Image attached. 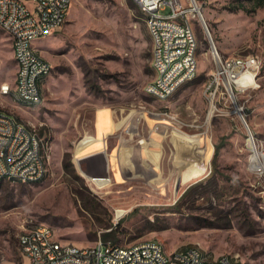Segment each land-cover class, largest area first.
<instances>
[{"label":"rangeland","instance_id":"1","mask_svg":"<svg viewBox=\"0 0 264 264\" xmlns=\"http://www.w3.org/2000/svg\"><path fill=\"white\" fill-rule=\"evenodd\" d=\"M197 1L207 27L196 12L190 16L197 73L164 101L145 92L155 71L137 0H71L62 28L35 43L52 66L44 101L24 108L0 97V108L36 126L48 145V165L39 180L0 182V264H30L17 237L35 224L50 225L78 246L91 247L114 227L122 245L154 239L166 251L197 246L264 264V0ZM238 4L244 9H232ZM1 28L0 83L15 73L12 40ZM211 45L224 56L261 60L256 86L235 102L220 99L216 108L204 94ZM99 108L119 117L142 114L141 135L130 145L135 151L120 150L121 169L91 160L95 168L79 170L74 148L94 136Z\"/></svg>","mask_w":264,"mask_h":264},{"label":"built area","instance_id":"2","mask_svg":"<svg viewBox=\"0 0 264 264\" xmlns=\"http://www.w3.org/2000/svg\"><path fill=\"white\" fill-rule=\"evenodd\" d=\"M137 1L144 8L152 50L164 47V63L158 64L163 65V79L154 82V88H147L146 84L145 92H154L156 100L164 101L196 76L198 58L194 48L197 42L184 46V38L186 32H195L190 16L196 12L202 19L201 5L197 0H162L159 4ZM167 6L169 11L163 12ZM70 7L71 0H0V22L8 25V36L15 38L14 56L21 61V68L16 70L19 73L16 93H9L8 81H4L0 83V97H8L17 104L16 94L24 93L26 100L42 104L39 83L46 82L44 71L52 66L35 46V41L60 30ZM211 47V68L204 94L206 99L214 98L211 106L216 108V102L232 92H244L256 86L261 60L255 54L224 56L214 45ZM167 60H174L173 85H166L164 78ZM175 65H183V72H175ZM236 109L240 113V108ZM251 134L248 129V140L253 152H257ZM42 138L36 126H29L0 108V181L31 182L36 180L37 174H42L45 168L38 164L41 152H33V145L41 144ZM259 165L255 167L261 170ZM32 226L36 228V237L25 235V227L17 237L18 250L28 257L30 264H238L234 261L235 253L202 256L197 246L166 251L162 243L154 239L127 245L98 239L91 245V251H84V246L62 241L48 224Z\"/></svg>","mask_w":264,"mask_h":264},{"label":"crops","instance_id":"3","mask_svg":"<svg viewBox=\"0 0 264 264\" xmlns=\"http://www.w3.org/2000/svg\"><path fill=\"white\" fill-rule=\"evenodd\" d=\"M54 33H52L51 35H53ZM37 41H35V43H37ZM11 47H12V42H11ZM12 50H13V47H12ZM40 53L45 58L48 59V56L46 53L45 54L43 52H40ZM13 57L15 59L14 51H13ZM17 67H18V64L15 59L14 77L9 82L11 85H14L15 83ZM20 106L24 108L28 107V106L25 107L23 105H20ZM104 109L107 111L106 113H104ZM113 111L114 112L112 113V110L111 109L109 110L108 108L97 109L96 122L94 125V131H95L94 136H91L92 139L89 142L84 143V145L79 149L80 151L77 149V147L74 148V158L73 159H74L75 166L79 170L89 171L90 168L92 169L96 165V163H93L91 165L92 163L91 160H102L103 162H105V164L107 163V166H108L107 161H109L110 164L111 163L115 164L114 166L115 169H121V164H119L120 150H122L123 148L124 149L126 148V151H129V152L136 150L135 147L133 148L130 145L135 146L138 143L137 139L139 138V135H141L140 127L138 124L140 123L142 114L138 117V116H135V114H133L132 112H129L125 116L119 117L118 116L119 112L115 109ZM101 118L103 119V121L105 120V122L103 123H106V127H103V129L100 130L97 126L98 125L97 121ZM101 121H100V124L102 123ZM132 140H136V143H132V144L127 143V142H132ZM105 149L110 150L108 153V158L105 153ZM142 151L145 152V146L142 148Z\"/></svg>","mask_w":264,"mask_h":264},{"label":"bare ground","instance_id":"4","mask_svg":"<svg viewBox=\"0 0 264 264\" xmlns=\"http://www.w3.org/2000/svg\"><path fill=\"white\" fill-rule=\"evenodd\" d=\"M149 1V4H159L162 2V0H147ZM139 6L141 10L144 13V8L141 5V2L138 1ZM0 27H2L7 33L9 34V27L7 24H1ZM12 40V47L13 51L15 49V38L13 36H10ZM197 42V37L195 32H186L185 38H184V46H192ZM153 58H155V63H153V68L155 71L153 80L147 84V88H154V82H156L159 79H163V64L164 63V47H155V50H152ZM194 55H197V48H194ZM15 59L17 61L18 67L21 68V61L17 59V56H15ZM52 67H50L49 70L44 71V78H48L50 75ZM175 72H183V65H175ZM164 78H166V85H173L175 81V74H174V60H167L166 66L164 67ZM19 80V73L16 72L15 77V83L14 85H11L8 82V92L9 93H16V82ZM44 85L45 83H39V91H41V102L44 101ZM149 95L154 97V92H147ZM240 92H232L231 95L226 96L225 98H229L232 101L235 102L237 94ZM0 95H1V88H0ZM207 100L210 102L211 105H214V98H207ZM16 102L18 104L32 107L39 105L38 102H33L32 100H26V94L24 93H17L16 94ZM211 112V111H210ZM209 112V114H211ZM15 116V115H14ZM28 124V123H26ZM29 126H35L34 124H28ZM251 142H254V138L251 136ZM146 149V148H145ZM33 152H41L38 156V164L39 166H43L45 170H42V174L36 175V180L41 179L45 174L47 170L48 165V145L45 140V138H42L41 144L33 145ZM1 182V181H0ZM33 182V181H32ZM50 226V225H49ZM51 227V226H50ZM25 235H28V237H36V228H26L25 229ZM84 251H91V247H84ZM200 255L202 256H219L214 255L211 252H208L207 250H204L203 248H200ZM222 255V254H220ZM234 261L238 264H244V262L239 258L237 254H234Z\"/></svg>","mask_w":264,"mask_h":264},{"label":"trees","instance_id":"5","mask_svg":"<svg viewBox=\"0 0 264 264\" xmlns=\"http://www.w3.org/2000/svg\"><path fill=\"white\" fill-rule=\"evenodd\" d=\"M258 1H261V0H258ZM232 9H244V6L241 4H238L237 6L232 7ZM218 151H219V144H217L215 146V151H214V155H213L214 158L217 156ZM63 165L67 171H69L73 167V164H72L71 160L69 159L68 154H66L64 156ZM117 232H118L117 228L111 227V229L104 234L103 239L104 240H109V239L112 240L113 239L112 241L116 242Z\"/></svg>","mask_w":264,"mask_h":264},{"label":"water","instance_id":"6","mask_svg":"<svg viewBox=\"0 0 264 264\" xmlns=\"http://www.w3.org/2000/svg\"><path fill=\"white\" fill-rule=\"evenodd\" d=\"M202 20H203V22H204V19H203V17H202ZM204 24H205V22H204ZM205 27H206V24H205ZM207 28V27H206ZM207 31H208V29H207ZM208 34H209V32H208Z\"/></svg>","mask_w":264,"mask_h":264}]
</instances>
